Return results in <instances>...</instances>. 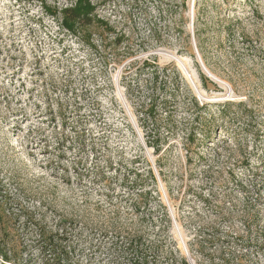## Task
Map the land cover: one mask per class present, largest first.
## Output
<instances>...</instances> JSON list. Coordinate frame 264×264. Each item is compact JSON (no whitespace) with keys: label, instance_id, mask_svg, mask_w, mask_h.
Returning <instances> with one entry per match:
<instances>
[{"label":"rangeland","instance_id":"rangeland-1","mask_svg":"<svg viewBox=\"0 0 264 264\" xmlns=\"http://www.w3.org/2000/svg\"><path fill=\"white\" fill-rule=\"evenodd\" d=\"M92 1L109 25L72 33L49 10L74 0H0V212L63 222L82 264L128 234L155 264H264V0Z\"/></svg>","mask_w":264,"mask_h":264},{"label":"trees","instance_id":"trees-1","mask_svg":"<svg viewBox=\"0 0 264 264\" xmlns=\"http://www.w3.org/2000/svg\"><path fill=\"white\" fill-rule=\"evenodd\" d=\"M96 10L97 6L92 0H74V3L69 6L56 10L50 9L49 11L54 16L60 15V24L64 29L76 33L78 27L82 28L94 24L105 25V27L109 25L107 21L96 14ZM122 40V37L115 36L116 45H120ZM153 81L155 82V75ZM153 105L152 102V108H150L151 111L148 115L152 114L155 107ZM16 207L18 210L16 213L10 211L0 212L1 264H20L16 257L13 239H10L11 232L4 229L9 224L13 225L12 219L14 221L23 220V224L31 228L32 233H37L38 237L35 236L36 240L33 243L42 253L41 264H82L77 257V253L80 251L79 245L83 242L78 241V234L67 232L66 224L63 222H60L55 230H48L46 226L41 225L40 221L33 217V212L26 211L21 204L16 205ZM122 237L126 240V244L114 251L118 264H155V259H153L155 258V249L149 250L148 246H144L136 235L128 234L127 236L122 235Z\"/></svg>","mask_w":264,"mask_h":264},{"label":"bare ground","instance_id":"bare-ground-1","mask_svg":"<svg viewBox=\"0 0 264 264\" xmlns=\"http://www.w3.org/2000/svg\"><path fill=\"white\" fill-rule=\"evenodd\" d=\"M200 63H201V65H202V68H203V70H204V71H206L207 73H209V72L207 71V69H206V67H205L204 63L202 62V60H201V62H200Z\"/></svg>","mask_w":264,"mask_h":264}]
</instances>
